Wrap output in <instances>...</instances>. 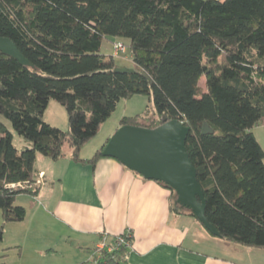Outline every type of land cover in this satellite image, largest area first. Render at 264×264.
<instances>
[{"label": "trees", "instance_id": "trees-1", "mask_svg": "<svg viewBox=\"0 0 264 264\" xmlns=\"http://www.w3.org/2000/svg\"><path fill=\"white\" fill-rule=\"evenodd\" d=\"M0 37L29 64L0 54V118L29 145L18 151L0 120V243L6 224L25 219L17 196L37 194L36 156L56 161L67 144L71 161L94 167L109 138L89 159L84 145L120 100L144 95L158 122L136 115L119 127L154 129L163 116L188 127L206 221L219 239L264 250V152L252 133L264 126V0H0ZM104 38L129 42L132 72L100 54ZM50 100L66 112L65 131L43 121ZM157 183L171 213L205 229ZM126 252L104 251L98 264H124Z\"/></svg>", "mask_w": 264, "mask_h": 264}, {"label": "crops", "instance_id": "crops-1", "mask_svg": "<svg viewBox=\"0 0 264 264\" xmlns=\"http://www.w3.org/2000/svg\"><path fill=\"white\" fill-rule=\"evenodd\" d=\"M260 129L263 128L257 125L252 133L264 152L256 136ZM80 157L87 159L81 154ZM35 169L43 177L37 194L28 195V208L38 220L37 225L48 224L55 231L47 253L55 256L56 242L60 241L75 251L72 260L69 253L61 254V264L89 262L97 246H111L125 230L131 231L132 241L124 264H248L251 253L263 256L258 263L251 264H264L261 249L235 248L207 238L198 228L196 235H188L184 223L192 218L171 213L170 192L129 171L115 159L101 158L92 167L71 161L70 154L56 161L39 155ZM27 215L26 212L25 219ZM25 219L18 223L22 225ZM19 238L4 250L19 249L22 256Z\"/></svg>", "mask_w": 264, "mask_h": 264}, {"label": "rangeland", "instance_id": "rangeland-1", "mask_svg": "<svg viewBox=\"0 0 264 264\" xmlns=\"http://www.w3.org/2000/svg\"><path fill=\"white\" fill-rule=\"evenodd\" d=\"M222 1V0H221ZM117 43H122L125 47L123 52L115 53L114 45ZM100 54L103 56H112L118 68L131 70L133 67L129 42L123 39H113V38H104L101 43ZM199 85L202 89H205V82L202 78L200 80ZM145 114V115H144ZM136 115H144L143 119H140L139 123L146 126H152L154 123L158 122V116L154 113V107L152 100L144 95H134L128 99L120 100L115 108V111L111 114V116L99 127L97 134L91 138L82 148L81 156L90 158L96 149H98L105 140L111 137L114 133L115 129L119 127V121L122 117H134ZM0 120L7 126L10 132L13 135V145L15 148L20 151L24 147H28L29 145L24 143L11 129L10 124L0 118ZM43 121L55 128L60 129L61 131H65L67 128V115L62 106H60L57 102L50 100L43 114ZM259 128H263L256 131V136L259 139L261 145L264 147V126L258 125ZM118 127V128H117ZM70 154V148L67 144L63 147V156H68ZM39 156V155H37ZM39 174V173H38ZM38 181L40 178L38 177ZM41 182V181H40ZM29 196L27 194H20L17 196L15 205L21 206L26 209L28 213L25 222L20 225V223H11L6 224L3 229V241L0 243V264H61L62 257L61 254H70V259L72 260L74 257L75 251H73L69 246L64 247L62 241L59 243L56 242L55 250L56 255L52 256L50 253H47L45 250L47 249L50 243H53L54 229L51 225L41 224L37 225V219L33 214L29 211L28 208V200ZM175 198V197H173ZM176 199V198H175ZM32 215V216H31ZM37 220V221H36ZM2 217L0 213V224L2 223ZM49 223V222H48ZM185 228L189 229L188 235H196L195 228H198L200 232L205 234L207 238H212L213 240H221L218 237H214L210 235L205 229H203L200 225H198L192 219L187 218L184 223ZM197 226V227H196ZM19 238V241H22V256H20L19 249H11L4 250L5 247L9 245H13L15 242V238ZM75 236L71 237V241ZM189 241V240H188ZM223 240H221L222 242ZM225 242V241H223ZM73 243V242H71ZM227 244V242H225ZM235 248H241L244 250L247 247L230 244ZM55 245V244H54ZM53 246V245H52ZM19 250V251H18ZM257 250V249H252ZM65 251V252H64ZM7 252V256H6ZM252 252V251H251ZM259 252H264V250H260ZM58 253V255H57ZM80 254L77 257L79 261ZM263 256L257 255V253L248 254L249 263H258ZM237 260L239 259L236 258ZM80 263V262H79ZM75 264H78L75 263Z\"/></svg>", "mask_w": 264, "mask_h": 264}, {"label": "water", "instance_id": "water-1", "mask_svg": "<svg viewBox=\"0 0 264 264\" xmlns=\"http://www.w3.org/2000/svg\"><path fill=\"white\" fill-rule=\"evenodd\" d=\"M0 54L15 59L22 66L29 65L7 38L0 37ZM115 71L127 70L116 68ZM161 121L162 124L154 129L119 127L108 139L101 155L115 159L145 180L171 188L176 194L175 203L191 211L210 235L218 237V232L205 219L203 193L185 148L189 128L178 120L168 121L164 116ZM211 133L212 130L204 123L201 134Z\"/></svg>", "mask_w": 264, "mask_h": 264}, {"label": "built area", "instance_id": "built-area-1", "mask_svg": "<svg viewBox=\"0 0 264 264\" xmlns=\"http://www.w3.org/2000/svg\"><path fill=\"white\" fill-rule=\"evenodd\" d=\"M125 47L122 43H117L114 45L115 53L123 52ZM38 177L42 179L43 174L39 173ZM37 183H41L38 181ZM132 235L130 230H125L121 235L117 236L111 246L99 245L94 249L92 258L89 262L84 264H98L101 260L102 253L105 251L107 253H111L117 248L121 247L123 250H129L131 248Z\"/></svg>", "mask_w": 264, "mask_h": 264}]
</instances>
